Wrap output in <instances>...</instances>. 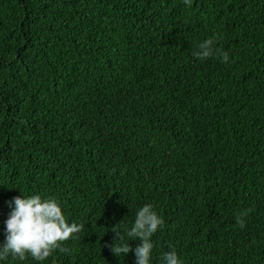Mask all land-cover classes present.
<instances>
[{
	"label": "trees",
	"instance_id": "1",
	"mask_svg": "<svg viewBox=\"0 0 264 264\" xmlns=\"http://www.w3.org/2000/svg\"><path fill=\"white\" fill-rule=\"evenodd\" d=\"M23 193L84 227L4 264H135L106 245L145 203L153 264H264V0H0V242Z\"/></svg>",
	"mask_w": 264,
	"mask_h": 264
},
{
	"label": "clouds",
	"instance_id": "2",
	"mask_svg": "<svg viewBox=\"0 0 264 264\" xmlns=\"http://www.w3.org/2000/svg\"><path fill=\"white\" fill-rule=\"evenodd\" d=\"M190 3V0H185ZM218 36L209 37L196 45L193 55L205 59L220 55L225 63L230 59L227 52L216 47ZM11 208L5 221L4 240L0 242V264L10 257L24 261L29 256L36 261L47 260L57 249L69 253L64 246L65 241L76 239L84 225L75 221L69 223L61 202L53 196L39 193L14 197L8 202ZM243 227V216L237 217ZM164 219L154 205L145 203L136 211L131 227H127L125 219L119 222L112 231L115 232L114 244L106 245L117 256H125L133 252L129 241L139 240L135 247V264H153V236L163 226ZM124 230L120 231V227ZM160 264H183L175 248L165 251Z\"/></svg>",
	"mask_w": 264,
	"mask_h": 264
}]
</instances>
